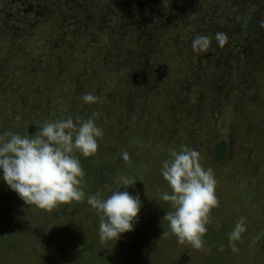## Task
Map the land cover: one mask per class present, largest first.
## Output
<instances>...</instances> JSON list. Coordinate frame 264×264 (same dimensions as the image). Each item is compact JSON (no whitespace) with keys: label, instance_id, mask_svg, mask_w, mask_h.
<instances>
[{"label":"rangeland","instance_id":"1","mask_svg":"<svg viewBox=\"0 0 264 264\" xmlns=\"http://www.w3.org/2000/svg\"><path fill=\"white\" fill-rule=\"evenodd\" d=\"M83 1L69 14L64 0H0V135L68 117L103 131L94 156L75 153L84 202L26 205L0 171V264H264V0ZM197 35L211 38L206 51H193ZM184 148L217 181L201 250L162 236L172 190L161 168ZM121 177L136 183L123 188ZM118 189L139 195L138 222L102 244L87 198ZM241 217L246 231L232 242Z\"/></svg>","mask_w":264,"mask_h":264},{"label":"clouds","instance_id":"2","mask_svg":"<svg viewBox=\"0 0 264 264\" xmlns=\"http://www.w3.org/2000/svg\"><path fill=\"white\" fill-rule=\"evenodd\" d=\"M260 26L264 27V21ZM216 40L223 47L228 37L217 33ZM210 44V37L197 35L192 48L194 52L206 51ZM97 99L91 93L83 95L86 103H95ZM102 135V129L92 119L80 117L45 122L32 135L6 132L0 135L2 179L26 205H35L48 212L61 204L84 202L82 181L85 172L75 153L94 156L98 150L97 138ZM121 156L130 166L129 153L125 150ZM161 172L172 190V194L162 193L163 201L170 203L172 208L163 216L169 223L170 232H163L162 236L175 235L179 244L203 249V238L208 231L206 225L212 222V210L219 206L213 170L203 167L199 152L184 148L171 152V158L163 162ZM119 179H122L123 188L136 183L127 177ZM120 189L112 191L107 198H102L100 192L87 198V203L102 214L99 224L102 244L118 241L121 234L134 231L138 222L142 207L139 195L134 197ZM245 231L241 217L229 234V240H241ZM229 247L233 252L238 251L235 243H230ZM218 250L224 251V246L220 245Z\"/></svg>","mask_w":264,"mask_h":264},{"label":"trees","instance_id":"3","mask_svg":"<svg viewBox=\"0 0 264 264\" xmlns=\"http://www.w3.org/2000/svg\"><path fill=\"white\" fill-rule=\"evenodd\" d=\"M59 3L63 0H58ZM66 2V7H65V10L66 12H68L69 14H71V4L72 6H77L79 7L80 5H82L81 2H84L83 0H64ZM219 1V0H218ZM256 1L258 0H251V2L255 3ZM260 2V0H259ZM223 5H221L220 7H222L219 11L222 12V14L219 16V18L217 17V20H220V21H223L226 19V17H228L230 15V11L231 9H229V2H226V1H223ZM249 4V3H248ZM211 7L210 9L212 10L213 6H214V3H210L209 4ZM253 7V4L251 5ZM217 7V6H216ZM80 11H77L75 12L74 14H72V17H80L81 13H79ZM218 13V11H217ZM243 21V20H241ZM39 30H42V28L40 27ZM237 36H238V33H237ZM247 55V53H245ZM221 146H222V143H221ZM223 152L222 149H218V153L221 155V153ZM89 247L91 248V244L89 245Z\"/></svg>","mask_w":264,"mask_h":264}]
</instances>
